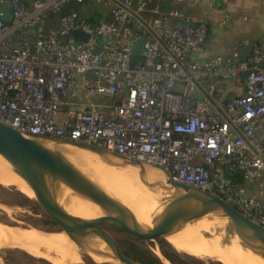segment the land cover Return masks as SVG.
<instances>
[{"label":"built area","instance_id":"2783aa9c","mask_svg":"<svg viewBox=\"0 0 264 264\" xmlns=\"http://www.w3.org/2000/svg\"><path fill=\"white\" fill-rule=\"evenodd\" d=\"M184 2L0 0V123L159 168L264 226V37L199 59L208 25Z\"/></svg>","mask_w":264,"mask_h":264},{"label":"bare ground","instance_id":"6f19581e","mask_svg":"<svg viewBox=\"0 0 264 264\" xmlns=\"http://www.w3.org/2000/svg\"><path fill=\"white\" fill-rule=\"evenodd\" d=\"M44 143L45 146L50 149L60 152L84 175L128 207L141 223L151 225L153 220L159 218L172 226L176 231L164 235L163 238L172 245L179 255H186L203 262L214 260L221 264H264V259L259 256L257 252L256 239L251 236L247 239V234H237L226 217L208 214L201 218L191 220L190 218L194 210L184 201V192H173L174 190L169 188L166 182L165 174L159 172L160 170L157 171L151 166L139 163L118 166V168H115L116 171L113 172L114 170L109 167H114L115 165H113L110 158L106 156H98L91 151L88 152L86 149L78 148L73 145L60 144L52 141H45ZM140 175L154 187L150 188L144 185L140 181ZM0 185H14L27 197H31L36 204H39L41 208L47 212V208L35 194L28 180L18 174L15 166L1 155ZM161 187H167V189L163 191ZM58 197L61 206L70 214L79 217L87 226L92 237H87L85 240L90 246L100 251H106V245L100 237L102 235L99 229L100 209L92 202L82 199L67 188L61 187L58 190ZM173 206H177V208L173 209ZM3 207L6 208H4L3 211H7V207ZM7 213L5 212L6 215ZM8 218L12 219L11 216ZM12 220H14V218ZM16 231L10 232V234H14L13 236L16 237L19 236ZM24 233L27 234V232ZM30 233H28V235ZM21 234V237H18L21 240H25L26 238L22 239V236H27L26 239L32 238L33 241L36 240L34 235L28 237V235ZM53 234L55 238L52 240L55 243H53L55 248H52L54 253L51 247L48 248L50 252H52V255L51 253L49 254L46 248L50 241L46 243V249L43 247L45 243H42V249L44 248L48 252L45 250L42 251L51 255H44L45 252L43 253L44 257L48 258L49 256L48 261L53 264L84 263L85 256L82 250L63 230L55 231ZM0 239H2L1 236ZM17 239L15 238V240ZM2 241L3 240H1V242ZM38 241L41 242V240H36L35 242L38 243ZM27 242H29V240ZM26 243L24 244L28 247L30 243ZM12 244L14 245L15 243L12 242ZM34 245L32 246L35 247L40 244ZM32 246L28 247L30 249L29 253L32 251L37 253L36 249ZM27 247L23 249L26 250ZM1 248H3V246ZM34 252L32 253L35 254ZM156 253H158V251ZM89 257L95 262L111 261L118 263L110 257H103L92 253H89ZM162 261L165 263V259L162 258Z\"/></svg>","mask_w":264,"mask_h":264},{"label":"water","instance_id":"95a60500","mask_svg":"<svg viewBox=\"0 0 264 264\" xmlns=\"http://www.w3.org/2000/svg\"><path fill=\"white\" fill-rule=\"evenodd\" d=\"M73 34L77 36L79 32L75 31ZM45 141L73 145L91 151L98 156H106L115 166L139 164V162L125 159L89 144L51 137L23 135L0 123V155L15 166L18 174L28 180L35 194L47 208V212L39 204L37 205L52 218L60 230H63L78 245L84 256L90 258V262L84 261L83 264H145L124 254L117 240L102 227L103 223L114 226L130 236L146 242L156 241L158 238H163L164 235L176 231L159 218L153 220L151 225L141 223L128 207L84 175L60 152L45 146ZM160 171L164 173L162 170ZM140 181L147 187H154L141 175ZM166 182L169 188L174 190L173 192H184V201L194 210L191 220L208 214L226 217L237 234H247V239L249 236L256 239L258 255L264 259V226L249 219L209 191L172 181L167 176ZM61 187L71 190L74 194L92 202L100 209L99 229L102 232L100 237L106 245V251H100L90 246L85 240L87 237H92L87 226L79 217L70 214L61 206L58 197V190ZM161 189L164 191L167 187H161ZM176 208L177 206H173V209ZM89 253L110 257L118 263L111 261L95 262L89 257Z\"/></svg>","mask_w":264,"mask_h":264},{"label":"rangeland","instance_id":"374dc122","mask_svg":"<svg viewBox=\"0 0 264 264\" xmlns=\"http://www.w3.org/2000/svg\"><path fill=\"white\" fill-rule=\"evenodd\" d=\"M87 9L88 10L84 14L85 16L89 17V14L91 11L94 13L96 11H100L103 9V6L101 4H90L89 3V5L87 6ZM263 37L264 35H261L257 39H262ZM151 167L154 168V170L159 171L158 168L153 167V166ZM109 168L114 170L113 172H115L116 171L115 168H118V166L109 167ZM1 206H2V209H1ZM3 206L7 207V211L4 210L6 213L9 211L7 215L3 211V209L5 208ZM7 216L8 217L11 216V218L12 219L14 218V220L8 218ZM15 227L17 228V231ZM102 227L105 230H107L117 240L124 254L138 261L150 259L153 264H166V263L167 264H221L214 260L203 262V261L193 259L186 255L184 256L179 255L176 252V250L172 247V245L168 243L164 238H158L156 241L146 242V241L138 240L114 226L103 223ZM20 229H21V232H20ZM15 231L16 233H18L19 236L16 237V236H13L14 234L13 235L10 234V232H15ZM55 231L56 232L61 231L59 229V226L52 220V218L49 217V215H47L31 199V197L30 198L27 197L20 190H18L14 185H0V236L2 238L0 239V243H1L0 264H53L52 262L48 261V259H49V256L52 255V252L54 253L53 249L55 247L53 245L54 241L52 240L55 239L53 236L54 235L53 233H55ZM24 232H27V234H25ZM21 233H23V235L24 234L28 235V233H30L28 237L29 236L32 237L31 235H34L36 237V240H41V242L38 241L37 243L35 242L36 240L33 241L32 238L26 239L27 236H22V239H24L25 237L26 238L25 240H21L19 239L22 235ZM50 233H52L53 235ZM15 238L16 239L18 238L19 240L18 239L15 240ZM42 239H44L46 242ZM1 240L3 241L1 242ZM28 240L29 242H27ZM49 241L50 243L47 244V247H46V243H48ZM3 242H4V245H3ZM12 242H14L15 244L13 245ZM26 242L27 243L32 242L28 244V247L34 245L35 243L37 245L40 244L39 246H35L36 244L34 245L35 247L32 246L33 248L36 249V252L38 254L35 253L34 251L32 252H34L35 254H33L32 252L29 253L30 249L24 244ZM42 243L43 244L45 243L44 246ZM5 244H6V247H5ZM2 246L4 249L1 248ZM42 246L44 248L46 247L47 250L49 251V254L51 253V255L46 254V252L48 251L45 250L46 248L42 249ZM26 247L27 249L24 250L23 248H26ZM50 247L51 249L53 248L52 252H50V249H48ZM42 250H45L46 252ZM157 251L158 253H156ZM44 252H45L44 255H49L48 258L44 257L43 255ZM162 258L165 259V263L162 261ZM84 261L90 262V258L85 256Z\"/></svg>","mask_w":264,"mask_h":264},{"label":"crops","instance_id":"0c3cea01","mask_svg":"<svg viewBox=\"0 0 264 264\" xmlns=\"http://www.w3.org/2000/svg\"><path fill=\"white\" fill-rule=\"evenodd\" d=\"M75 5H70L73 7ZM167 4H162V8H167ZM68 7H65V10ZM181 8L192 20L203 19L208 25V36L202 50L198 53L199 59H205L217 53H227L236 49L241 57H245L250 52V43L259 36L264 35V0H185ZM88 9H84L86 13ZM225 13H230L231 18L224 25L219 24V20ZM147 18L149 14L144 12ZM245 16L246 19L241 17ZM87 17V16H86ZM89 19L107 20L109 19V9L103 7L102 10L90 12ZM244 39L245 43L240 41ZM250 190L256 188L254 183L246 181L240 182ZM261 204L264 208V195L261 197Z\"/></svg>","mask_w":264,"mask_h":264},{"label":"trees","instance_id":"16d2710c","mask_svg":"<svg viewBox=\"0 0 264 264\" xmlns=\"http://www.w3.org/2000/svg\"><path fill=\"white\" fill-rule=\"evenodd\" d=\"M138 62H139V58H138V55H137V51H135L134 54H133V56H132V61H131V63H132V64H135V63H138ZM228 176H229L233 181L236 180V182H239V180L234 179V175H233V174H228ZM140 262L145 263V264H153L152 261H151L150 259H147V260H140Z\"/></svg>","mask_w":264,"mask_h":264}]
</instances>
